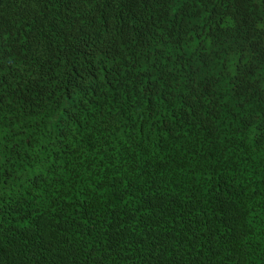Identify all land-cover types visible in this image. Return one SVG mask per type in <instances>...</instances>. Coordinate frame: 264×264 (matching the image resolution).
<instances>
[{"label":"trees","instance_id":"trees-1","mask_svg":"<svg viewBox=\"0 0 264 264\" xmlns=\"http://www.w3.org/2000/svg\"><path fill=\"white\" fill-rule=\"evenodd\" d=\"M0 264H264V0H0Z\"/></svg>","mask_w":264,"mask_h":264}]
</instances>
